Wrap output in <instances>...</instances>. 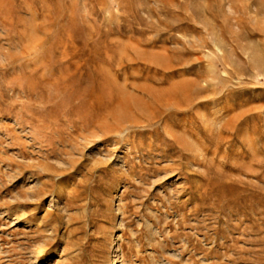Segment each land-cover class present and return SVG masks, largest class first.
<instances>
[{
    "label": "rangeland",
    "instance_id": "374dc122",
    "mask_svg": "<svg viewBox=\"0 0 264 264\" xmlns=\"http://www.w3.org/2000/svg\"><path fill=\"white\" fill-rule=\"evenodd\" d=\"M0 264H264V0H0Z\"/></svg>",
    "mask_w": 264,
    "mask_h": 264
},
{
    "label": "bare ground",
    "instance_id": "6f19581e",
    "mask_svg": "<svg viewBox=\"0 0 264 264\" xmlns=\"http://www.w3.org/2000/svg\"><path fill=\"white\" fill-rule=\"evenodd\" d=\"M42 254H43V251H42V249L40 248V249L38 250V254L36 255V258H40V257L42 256ZM115 254H116V252H115ZM54 255H56V253H54Z\"/></svg>",
    "mask_w": 264,
    "mask_h": 264
}]
</instances>
